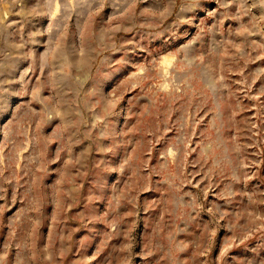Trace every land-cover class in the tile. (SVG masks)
<instances>
[{"label": "rangeland", "instance_id": "374dc122", "mask_svg": "<svg viewBox=\"0 0 264 264\" xmlns=\"http://www.w3.org/2000/svg\"><path fill=\"white\" fill-rule=\"evenodd\" d=\"M0 264H264V0H0Z\"/></svg>", "mask_w": 264, "mask_h": 264}]
</instances>
